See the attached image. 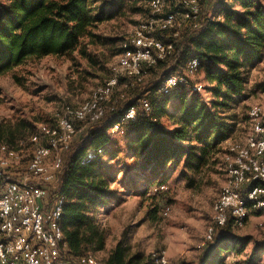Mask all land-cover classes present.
I'll use <instances>...</instances> for the list:
<instances>
[{"label": "trees", "instance_id": "16d2710c", "mask_svg": "<svg viewBox=\"0 0 264 264\" xmlns=\"http://www.w3.org/2000/svg\"><path fill=\"white\" fill-rule=\"evenodd\" d=\"M104 1L0 0V75L27 58L70 54L87 39L95 38L97 25L113 18ZM169 1L168 12L181 10L176 0ZM183 31L178 38L168 32L159 33L164 42L174 43V54L148 71L167 62L174 70L183 69L192 59H197L198 69L212 85L209 92L216 100L209 107L199 96L187 100L190 90L182 85L169 94L160 93L166 78L173 73L144 90L133 80L135 83L128 88L132 92L130 99L116 104L112 101L102 119L85 122L89 123L85 131L77 127L78 143L74 148L71 144L63 153L68 156L63 159L54 188V194L65 200L61 228L72 260L105 250L107 233L94 215L115 193L111 190L112 172L105 169L103 159L111 140L109 130L120 124L127 111L135 109V118L121 124L120 129L125 131L136 158H141L140 166L133 168L135 172L148 166L155 171L164 170L182 163L188 168L191 165V170H199L208 159L210 143L216 146L227 139L226 120L212 110L229 109L234 99L246 91L247 68L264 51V0H218L213 15H202L198 28L194 29L190 22ZM125 80L121 79L120 83ZM144 100L150 105L148 112L143 107ZM171 102L175 103L174 111L169 113L167 106ZM165 117L172 120V130L161 125ZM31 131L26 124L0 128V145L14 147L34 134ZM90 153L96 158L81 165ZM163 182H153L149 188ZM230 228L220 229L213 242L203 248L199 264H226L225 255L238 251L240 246L233 240ZM261 254H264V242L254 245L244 264H257ZM106 264L154 262L152 258L144 261L138 255L128 258L126 249L119 243Z\"/></svg>", "mask_w": 264, "mask_h": 264}, {"label": "rangeland", "instance_id": "374dc122", "mask_svg": "<svg viewBox=\"0 0 264 264\" xmlns=\"http://www.w3.org/2000/svg\"><path fill=\"white\" fill-rule=\"evenodd\" d=\"M104 2L113 18L99 23L94 29L96 37L87 39L78 50L61 56L27 58L7 74L0 75L1 129L26 124L36 134L41 124L55 126L56 114L63 107H77L88 101L93 90L108 80L122 44L131 40L136 29L151 15L148 3L143 0ZM217 2L200 0L202 15H213ZM184 33L182 31L180 37ZM184 69L174 70L167 62L163 67L147 71L139 83L140 88L148 89L171 73L183 74ZM246 79V91L234 99L229 109L212 110L226 120L228 137L216 146L210 143L208 159L199 170H191V165L188 168L182 163L164 170L155 171L148 166L135 172L133 168L140 166L141 158L138 160L133 153L125 131L109 130L111 140L103 161L105 169L112 172L111 190L115 193L94 215L107 233L105 250L92 253L99 264H106L119 243L123 244L128 258L138 255L150 261L152 254L163 252L173 263L199 264L203 254L201 245L213 224V206L226 184L224 160L228 146L247 140L250 135L248 111L255 104L264 106V51L260 59L247 68ZM189 80L192 86L188 88L187 100L199 96L209 107L216 99L209 92L212 85L206 82L205 73L198 70ZM127 85L125 80L116 90L112 99L115 104L130 99L132 92ZM195 85L203 86L200 94L191 92ZM174 105L171 102L167 106L169 113L174 111ZM161 125L167 130L174 128L168 117L161 120ZM76 126L85 131L89 123ZM78 139L77 135L73 148ZM22 142L24 151L19 162H11L5 170L10 175L26 173L32 146L28 138L20 144ZM20 144L15 143L10 148L18 150ZM67 156V153L62 154L63 159ZM158 180H164L168 189L151 193L153 186L149 188V184ZM164 209H169L167 216L163 215ZM259 223V219L252 216L244 228H230L233 240L244 250L239 248L226 254V264H244L254 245L264 242V231ZM73 264H76L75 259ZM257 264H264V254Z\"/></svg>", "mask_w": 264, "mask_h": 264}, {"label": "built area", "instance_id": "2783aa9c", "mask_svg": "<svg viewBox=\"0 0 264 264\" xmlns=\"http://www.w3.org/2000/svg\"><path fill=\"white\" fill-rule=\"evenodd\" d=\"M176 1L181 10L168 12L169 0H149L150 19L136 29L131 40L122 44L108 80L93 90L88 101L77 107H63L56 114L55 126L41 124L38 132L28 138L32 149L26 173L5 172L11 162H19L24 142L18 150L0 145V264H73L61 228L65 200L54 194L63 165L62 154L69 150L78 133L76 124L104 117L121 79H126L127 86L133 85V80L141 83L150 68L174 54V43L164 42L159 33L168 32L178 38L188 23L198 28L202 16L200 0ZM198 66V60L192 59L183 74L169 75L160 93L169 94L180 85L190 88L189 79L197 73ZM202 90L203 86L198 85L191 88L193 94ZM143 107L150 111L146 100ZM134 118L135 109L127 111L111 131L120 130L121 124ZM247 120L250 126L247 140L230 144L226 151V184L213 206V224L206 231L202 248L213 242L218 229L227 226L242 229L252 216L259 219L264 231V106H251ZM95 158L90 153L81 165ZM167 189L165 183H160L150 192L162 193ZM168 214L169 209H164L163 215ZM151 258L154 264H177L163 252L152 254ZM75 263L99 264L91 253L79 257Z\"/></svg>", "mask_w": 264, "mask_h": 264}]
</instances>
